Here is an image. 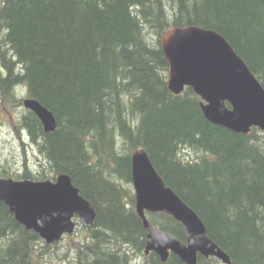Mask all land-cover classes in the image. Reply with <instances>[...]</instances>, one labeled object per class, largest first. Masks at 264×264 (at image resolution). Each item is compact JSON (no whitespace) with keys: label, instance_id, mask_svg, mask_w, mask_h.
<instances>
[{"label":"trees","instance_id":"obj_1","mask_svg":"<svg viewBox=\"0 0 264 264\" xmlns=\"http://www.w3.org/2000/svg\"><path fill=\"white\" fill-rule=\"evenodd\" d=\"M174 26L219 32L264 86V0H0V116L8 121L23 108L13 112L19 139L36 156L0 176L66 173L96 211L73 256L62 255L65 264H140L141 257L186 264L145 253L148 231L132 186L131 155L140 147L232 264H264V132L215 124L192 88L170 91L161 37ZM25 98L53 112L55 131L24 108ZM147 216L186 240L173 217ZM58 244L0 202V264H47ZM197 264L223 263L200 255Z\"/></svg>","mask_w":264,"mask_h":264},{"label":"water","instance_id":"obj_2","mask_svg":"<svg viewBox=\"0 0 264 264\" xmlns=\"http://www.w3.org/2000/svg\"><path fill=\"white\" fill-rule=\"evenodd\" d=\"M161 44L169 63L171 92L182 94L189 86L201 97V109L209 121L238 133H249L252 127L264 131V86L222 34L198 26H177L161 37ZM24 105L36 113L47 132L55 130V116L39 101L28 98ZM132 177L137 211L148 230L147 253L156 251L166 261L172 251L187 264H197L200 253L231 263L208 236L200 216L156 171L143 147L132 155ZM0 201L6 202L20 223L49 243L74 231L76 214L84 226L95 220L93 206L68 174H60L56 181L0 177ZM145 210L175 217L183 224L187 241L152 225Z\"/></svg>","mask_w":264,"mask_h":264},{"label":"rangeland","instance_id":"obj_3","mask_svg":"<svg viewBox=\"0 0 264 264\" xmlns=\"http://www.w3.org/2000/svg\"><path fill=\"white\" fill-rule=\"evenodd\" d=\"M5 100L3 95L0 93V102ZM0 103V104H1ZM23 108L15 110L17 113L21 112ZM12 110V112H15ZM15 112V113H16ZM13 125H10L9 122H5L4 117L0 116V169L9 170L14 172H19L22 170L25 159L32 161L35 155L34 150L29 149L27 152L23 150V142L19 139L18 129L17 134H14ZM28 156V158H27ZM31 159V160H30ZM84 230L81 227L75 231L72 235H66L63 240L59 241V244L56 247H52L50 250V255L47 261V264H65L67 260L63 258V254L69 252V256H73V246L75 242H83L82 235ZM82 239V240H81ZM57 255L59 257H57ZM71 259V257H70ZM49 260V261H48ZM144 259L139 258L138 262L142 264Z\"/></svg>","mask_w":264,"mask_h":264},{"label":"bare ground","instance_id":"obj_4","mask_svg":"<svg viewBox=\"0 0 264 264\" xmlns=\"http://www.w3.org/2000/svg\"><path fill=\"white\" fill-rule=\"evenodd\" d=\"M179 27H183V26H179ZM184 27H187V26H184ZM165 54V53H164ZM47 108V107H46ZM48 109V108H47ZM49 111H51L50 109H48ZM52 112V111H51ZM53 113V112H52ZM54 115V114H53ZM55 116V115H54ZM56 118V117H55ZM136 196V195H135ZM94 211H95V209H94ZM95 216H96V211H95ZM157 226V225H156ZM64 238H61V239H58V240H55L54 242H59V241H61V240H63ZM53 242V243H54Z\"/></svg>","mask_w":264,"mask_h":264}]
</instances>
